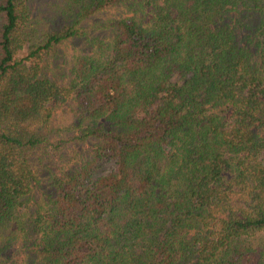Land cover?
<instances>
[{
	"label": "trees",
	"instance_id": "trees-1",
	"mask_svg": "<svg viewBox=\"0 0 264 264\" xmlns=\"http://www.w3.org/2000/svg\"><path fill=\"white\" fill-rule=\"evenodd\" d=\"M34 1L0 0V264H264V0Z\"/></svg>",
	"mask_w": 264,
	"mask_h": 264
},
{
	"label": "rangeland",
	"instance_id": "rangeland-1",
	"mask_svg": "<svg viewBox=\"0 0 264 264\" xmlns=\"http://www.w3.org/2000/svg\"><path fill=\"white\" fill-rule=\"evenodd\" d=\"M52 1H56V0H35L33 5L40 12H45V11H47L48 6H50ZM82 45H83V42H81V41H77L74 43L67 44V46L61 50V52H60L61 57L59 59L67 60L70 57H72L73 55H77L78 53H80ZM60 62H61V60H58V63H60Z\"/></svg>",
	"mask_w": 264,
	"mask_h": 264
}]
</instances>
